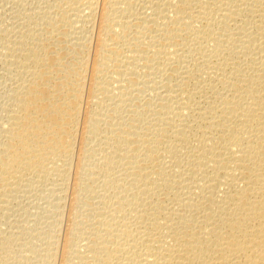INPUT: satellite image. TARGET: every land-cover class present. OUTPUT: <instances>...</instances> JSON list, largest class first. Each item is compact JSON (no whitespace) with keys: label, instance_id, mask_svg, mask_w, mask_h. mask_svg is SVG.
<instances>
[{"label":"bare ground","instance_id":"obj_1","mask_svg":"<svg viewBox=\"0 0 264 264\" xmlns=\"http://www.w3.org/2000/svg\"><path fill=\"white\" fill-rule=\"evenodd\" d=\"M0 264H264V0H0Z\"/></svg>","mask_w":264,"mask_h":264}]
</instances>
